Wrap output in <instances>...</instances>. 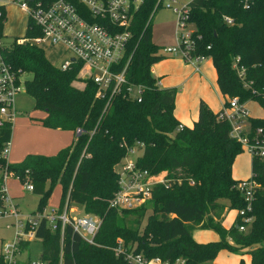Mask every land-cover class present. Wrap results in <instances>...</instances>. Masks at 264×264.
I'll return each mask as SVG.
<instances>
[{
  "label": "trees",
  "instance_id": "16d2710c",
  "mask_svg": "<svg viewBox=\"0 0 264 264\" xmlns=\"http://www.w3.org/2000/svg\"><path fill=\"white\" fill-rule=\"evenodd\" d=\"M155 1L145 0L136 13L127 48V54H132L127 79L147 87L139 103L117 95L106 105L105 98L95 96L96 85L78 75L81 63L61 70L33 43L19 44L14 37L4 48V57L16 75H31L23 81V89L33 99V110L44 112L36 120L73 134L77 128L82 130L58 154L28 156L21 164H9L8 171L32 183L33 192L40 195L38 208L45 207L53 187L60 185V206L68 198L85 214L101 219L95 236L98 246L67 233L63 264H121L110 249L117 238L134 244L136 252L147 257L181 258L185 264H219L214 259L220 250H228L231 242L246 243L250 264H264V163L251 161V175L259 184L252 224L239 231L237 216L228 229L223 228V201L228 200L230 208L244 207L235 189L238 181L232 176L233 161L242 148L229 136V124L217 119L219 112H212L202 101L192 127L183 125L176 130L181 124L173 113L177 90L156 87L151 72L155 61L164 57L150 35ZM189 6L191 55L211 60L223 96L237 97L242 103L254 101L264 110V0H252L248 9L239 0H191ZM0 10L2 32L6 13L3 6ZM38 34L27 19L25 37ZM235 63L243 69L242 78ZM249 123L264 129V118L250 117ZM11 125L4 122L0 126V149L11 137ZM137 141L144 144L138 166L165 173L170 185H155L151 200L137 208L112 209L109 200L117 189L114 166L125 155V147ZM149 205L152 212L147 214ZM194 226L214 230L219 240L195 242L191 236ZM40 235L44 256L57 264L58 234L43 229Z\"/></svg>",
  "mask_w": 264,
  "mask_h": 264
},
{
  "label": "built area",
  "instance_id": "2783aa9c",
  "mask_svg": "<svg viewBox=\"0 0 264 264\" xmlns=\"http://www.w3.org/2000/svg\"><path fill=\"white\" fill-rule=\"evenodd\" d=\"M156 0L154 9L160 7L170 9L176 16L178 31L172 46H162V56L181 57L200 72L199 65L204 56L191 55L193 44L191 32L186 33L189 3L180 4L177 0ZM243 8L248 9L252 0H239ZM145 0H11L24 12L38 29L39 34L33 37L17 38V43L30 42L41 45L61 47L70 56L64 59L59 68L66 70L73 62H79L86 76L96 85L95 96L105 98L108 105L112 98L120 95L126 100L141 102L147 89L145 85L131 82L126 77L132 54H127L129 42L133 36L132 27L136 13ZM5 10L6 2L0 3ZM2 12L0 10V17ZM227 23L232 19L224 17ZM6 14L2 23L5 24ZM4 36L0 30V126L4 122L11 123L16 115L14 97L23 89L21 76H17L4 57ZM71 58H74L72 60ZM238 61V60H236ZM242 78L243 69H238ZM152 72V70H151ZM156 87L160 81L156 79ZM105 105V106H106ZM250 114L245 103L237 97H227L220 109L217 119L230 126L229 136L240 144L253 159L264 163V129L251 126ZM179 124L176 130H182ZM82 132L77 128L74 132ZM11 138V137H10ZM10 138L0 149V230L9 232V238L0 237V264H52L50 258L44 256L43 238L40 232L44 229L58 234L59 249L57 264H63L66 235L78 236L88 245L98 246L95 236L101 225V219L92 214H77L76 206L65 200L62 206L55 208L36 207L30 213H23L11 194L9 178L20 179L8 171V159L12 142ZM144 144L137 141L135 145L125 147V155L116 164L117 189L109 200L112 209H134L152 198L153 187L162 184L170 185L165 173H151L148 169L138 166L137 161L142 155ZM23 189L33 192L30 181H20ZM259 184L254 175L246 180H239L235 189L244 201V207L236 210L239 223L236 227L244 232L254 220L253 202ZM40 245L38 255H32L33 245ZM114 256L121 259V264H185L181 258L174 261L161 257H147L136 252L135 245L117 238L110 247Z\"/></svg>",
  "mask_w": 264,
  "mask_h": 264
},
{
  "label": "rangeland",
  "instance_id": "374dc122",
  "mask_svg": "<svg viewBox=\"0 0 264 264\" xmlns=\"http://www.w3.org/2000/svg\"><path fill=\"white\" fill-rule=\"evenodd\" d=\"M6 2V21L4 26V45L9 47L14 37L26 36L27 16L18 6L11 3V0H0ZM180 4L189 3L191 0H177ZM170 2V0H165ZM151 40L158 46H172L175 43V34L178 27L175 23L176 16L167 8L160 7L155 10L150 17ZM193 26L187 25L186 33L192 32ZM20 43V44H24ZM46 58L54 66L59 67L61 62L70 56L69 52H64L61 47L41 45ZM200 72H195L193 66L186 63L181 57H161L152 65V75L162 80V87H175L176 97L174 104V116L182 125L191 128L196 121L198 107L202 101L209 109L216 113L224 102V97L220 93L217 82L216 72L209 58L201 61ZM80 77H86L84 70L80 69ZM31 78L30 74L22 76V81ZM159 81V79H158ZM247 103V102H246ZM16 115L11 125V152L9 155L10 164H21L28 156L42 155L53 156L71 144L72 133L65 131H55L48 129L40 124H33L36 118L44 117V112L33 110V99L25 92L20 90L14 97ZM248 112L254 118H264V110L254 101L248 104ZM251 155L242 149L237 155L232 165V176L235 180H246L251 176ZM116 165L114 166L115 169ZM177 182V180H176ZM8 185L11 194L15 196V201L23 213H30L38 206L40 195L35 192H27L22 184L15 178H9ZM151 200V199H150ZM149 200V201H150ZM61 202V187H53L51 194L46 200L47 208H55ZM148 202V200L146 201ZM226 211L221 220V226L228 229L236 219L235 208H230L228 200L223 201ZM150 205L147 207V214L152 212ZM77 214L84 213L82 208L77 207ZM145 220L143 221V224ZM249 228V227H248ZM247 228V229H248ZM192 239L197 243H208L219 240V235L212 229H202L197 226L191 229ZM0 237L9 238V232L0 230ZM246 243H232L229 249H222L217 254L214 262L219 264H250L249 254ZM252 245H250L251 247ZM32 255H38L41 250L40 245L32 246Z\"/></svg>",
  "mask_w": 264,
  "mask_h": 264
},
{
  "label": "crops",
  "instance_id": "0c3cea01",
  "mask_svg": "<svg viewBox=\"0 0 264 264\" xmlns=\"http://www.w3.org/2000/svg\"><path fill=\"white\" fill-rule=\"evenodd\" d=\"M0 3H4V1H0ZM5 9H6V6H5ZM6 12V11H5ZM26 25H27V22H26ZM5 26V25H4ZM4 26H3V29H2V33H3V36H6V34L4 33ZM18 38H20V37H18ZM166 57V56H165ZM192 66V65H191ZM194 69V68H193ZM151 70H152V67H151ZM195 71V70H194ZM157 79H159V81H160V88H164V87H162V80L160 79V78H158L157 77ZM224 97V102H223V104L225 103V101L227 100V97L226 96H223ZM250 102H247V103H245V106H246V108L248 109V104H249ZM223 104L221 105V108H222V106H223ZM220 108V109H221ZM220 109L218 110V112L220 111ZM217 113V112H216ZM250 117H252V115H250ZM252 118H254V117H252ZM36 119H38V118H36ZM197 119V118H196ZM32 123L33 124H40V125H42L39 121H32ZM46 128H48V127H46ZM48 129H52V128H48ZM53 130H55V131H65V132H68V133H72L73 134V132H71V131H67V130H61V129H53ZM74 135V134H73ZM73 138L74 137H72V140H73ZM72 140H71V142H72ZM226 211V210H225ZM223 216H224V214H223ZM235 221V220H234ZM248 261L250 262V255H249V257H248Z\"/></svg>",
  "mask_w": 264,
  "mask_h": 264
},
{
  "label": "water",
  "instance_id": "95a60500",
  "mask_svg": "<svg viewBox=\"0 0 264 264\" xmlns=\"http://www.w3.org/2000/svg\"><path fill=\"white\" fill-rule=\"evenodd\" d=\"M72 60H74V58H71Z\"/></svg>",
  "mask_w": 264,
  "mask_h": 264
}]
</instances>
